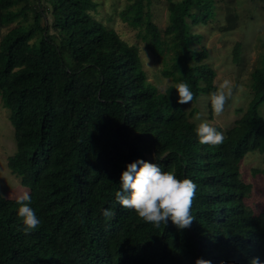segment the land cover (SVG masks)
I'll list each match as a JSON object with an SVG mask.
<instances>
[{"label":"trees","instance_id":"trees-1","mask_svg":"<svg viewBox=\"0 0 264 264\" xmlns=\"http://www.w3.org/2000/svg\"><path fill=\"white\" fill-rule=\"evenodd\" d=\"M153 2L129 0L118 15L146 51L170 55L163 74L173 84L164 92L148 81L138 47L98 18L99 1L0 0V105L17 144L8 168L30 189L40 218L25 232L16 199L0 191V264L264 261V210L248 206L253 185L242 172L249 154L264 155V53L246 111L226 131L214 126L221 143L201 144L175 85L187 82L193 102L216 91L209 51L193 27L218 18V0H167L164 33ZM232 14L221 33L236 29ZM241 53L237 42L234 62ZM138 158L194 181L187 228L171 220L153 227L115 200L121 172ZM253 173L264 176V167Z\"/></svg>","mask_w":264,"mask_h":264},{"label":"rangeland","instance_id":"rangeland-1","mask_svg":"<svg viewBox=\"0 0 264 264\" xmlns=\"http://www.w3.org/2000/svg\"><path fill=\"white\" fill-rule=\"evenodd\" d=\"M97 1L100 2L98 18L114 28L128 44L138 47L148 81L157 86L161 92L166 91L173 84L163 74L166 63L169 64L170 55L168 54L165 58L154 57L146 51L142 39L138 37V30L121 20L118 14L126 7L129 0ZM217 6L218 18L206 26L193 27V31L203 35L202 45L207 48L210 55L206 62L217 74L216 91L222 90L229 93L230 89V94L221 113L210 109V96L207 94H202L195 102L189 101L182 104V108L190 114L189 116L193 114L191 119L197 124L203 119L226 131L234 126L248 108L252 97L250 87L252 73L263 65L264 0H218ZM231 12L234 13L232 17H238L237 27L229 32L221 33L218 28L231 17ZM152 14L153 21L164 33L169 17L167 0H154ZM237 42L242 43V53L240 61L234 62L233 50ZM201 47L197 46L199 49ZM224 81H228V86L221 88ZM260 111L264 116V105ZM198 113L199 118H197ZM16 148L10 111L0 105V191L9 199H16L24 191L30 193V189L24 187L19 177L13 175L8 168V159L16 153ZM263 167L264 155L257 152L249 154L242 163L243 178L253 185L252 194L246 202L256 213L264 210V176L254 175L253 172Z\"/></svg>","mask_w":264,"mask_h":264},{"label":"clouds","instance_id":"clouds-1","mask_svg":"<svg viewBox=\"0 0 264 264\" xmlns=\"http://www.w3.org/2000/svg\"><path fill=\"white\" fill-rule=\"evenodd\" d=\"M228 86L224 81L221 88ZM178 93L177 103L184 104L193 100V92L187 82L181 81L175 85ZM229 93L217 90L210 93L212 110L221 113L225 107ZM199 118V113L197 114ZM196 137L201 144L217 145L223 140V133L201 119L195 128ZM196 184L191 178H177L173 171H163L156 163L138 158L126 164L121 172L119 189L115 193V200L124 208L133 209L145 222L159 228L169 220L178 228H187L193 221L190 214L192 198ZM32 197L24 191L16 198L19 205L17 215L22 219L23 230L29 232L40 223V218L31 206ZM105 218L113 215L111 208H104ZM196 264H211V261L198 259ZM249 264H264L260 257H252Z\"/></svg>","mask_w":264,"mask_h":264}]
</instances>
